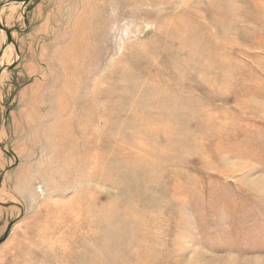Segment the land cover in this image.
Listing matches in <instances>:
<instances>
[{
	"label": "rangeland",
	"instance_id": "obj_1",
	"mask_svg": "<svg viewBox=\"0 0 264 264\" xmlns=\"http://www.w3.org/2000/svg\"><path fill=\"white\" fill-rule=\"evenodd\" d=\"M15 1L0 264H264V0Z\"/></svg>",
	"mask_w": 264,
	"mask_h": 264
},
{
	"label": "crops",
	"instance_id": "obj_2",
	"mask_svg": "<svg viewBox=\"0 0 264 264\" xmlns=\"http://www.w3.org/2000/svg\"><path fill=\"white\" fill-rule=\"evenodd\" d=\"M50 15V13L44 14V6L42 3L29 12L27 18L28 32H23L25 35L20 40L21 45L24 46V51L20 49V52H18V56L20 55L19 66L25 67V72L40 71L42 62L40 63V66H38V64L44 57L42 49L45 32L47 33L49 30L47 25L49 27V25L52 24Z\"/></svg>",
	"mask_w": 264,
	"mask_h": 264
},
{
	"label": "water",
	"instance_id": "obj_3",
	"mask_svg": "<svg viewBox=\"0 0 264 264\" xmlns=\"http://www.w3.org/2000/svg\"><path fill=\"white\" fill-rule=\"evenodd\" d=\"M30 1H31V0H16L14 3H22V4H24V5H27ZM3 6H4V5H3ZM3 6H2V7H3ZM0 12H1V9H0ZM0 28L3 29V27L1 26V24H0ZM5 32H6V34H7L8 43L11 44V43H12L11 31L6 30ZM3 50H4V49H3ZM2 53H3V52H2ZM2 53H1V55H0V59H1ZM7 69L10 70V67H8Z\"/></svg>",
	"mask_w": 264,
	"mask_h": 264
},
{
	"label": "bare ground",
	"instance_id": "obj_4",
	"mask_svg": "<svg viewBox=\"0 0 264 264\" xmlns=\"http://www.w3.org/2000/svg\"><path fill=\"white\" fill-rule=\"evenodd\" d=\"M12 8V7H11ZM6 12V11H5ZM8 15H10V17H8L9 18V20H12L13 19V17L15 16V10H14V8L13 9H11V10H8V13H7ZM7 19V18H6ZM6 51L4 52V54L2 55V57L4 58H6ZM2 64V62H1V60H0V65ZM9 65V64H8ZM2 67H3V65H2ZM6 73V72H5ZM2 75V74H1ZM1 78V77H0ZM44 175V174H43ZM2 192V191H1ZM4 192V191H3ZM6 194V193H5ZM3 196V195H2ZM2 199V198H1Z\"/></svg>",
	"mask_w": 264,
	"mask_h": 264
}]
</instances>
